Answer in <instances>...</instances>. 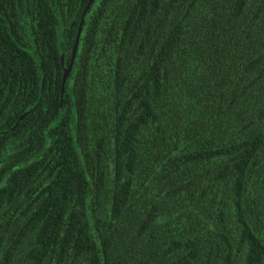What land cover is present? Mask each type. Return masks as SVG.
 Listing matches in <instances>:
<instances>
[{
    "label": "trees",
    "instance_id": "1",
    "mask_svg": "<svg viewBox=\"0 0 264 264\" xmlns=\"http://www.w3.org/2000/svg\"><path fill=\"white\" fill-rule=\"evenodd\" d=\"M88 1L0 0V264H264V0Z\"/></svg>",
    "mask_w": 264,
    "mask_h": 264
},
{
    "label": "water",
    "instance_id": "2",
    "mask_svg": "<svg viewBox=\"0 0 264 264\" xmlns=\"http://www.w3.org/2000/svg\"><path fill=\"white\" fill-rule=\"evenodd\" d=\"M89 2H90V0L88 1L87 4H89ZM86 7H87V5H86ZM82 20H83V18L81 17L80 22H79V25H78V28H77V31H76L75 40H74V43H73L72 48H71L70 62L68 63V65L63 70L62 79H61V93L63 92L64 82H65V79H66V77H67V75L69 73V70L71 68V64H72V61H73V58H74V54H75V50H76L77 42H78V36H79V33H80V29H81ZM22 116H23V114L20 115V118Z\"/></svg>",
    "mask_w": 264,
    "mask_h": 264
}]
</instances>
